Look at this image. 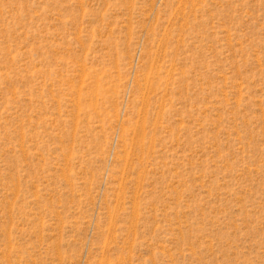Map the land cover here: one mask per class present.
<instances>
[{"label":"rangeland","instance_id":"obj_1","mask_svg":"<svg viewBox=\"0 0 264 264\" xmlns=\"http://www.w3.org/2000/svg\"><path fill=\"white\" fill-rule=\"evenodd\" d=\"M0 264H264V0H0Z\"/></svg>","mask_w":264,"mask_h":264}]
</instances>
